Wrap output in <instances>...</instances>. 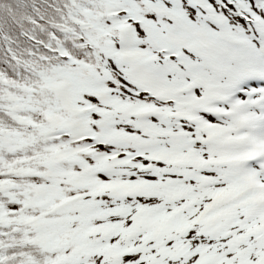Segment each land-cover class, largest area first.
<instances>
[{"label":"snow or ice","instance_id":"snow-or-ice-1","mask_svg":"<svg viewBox=\"0 0 264 264\" xmlns=\"http://www.w3.org/2000/svg\"><path fill=\"white\" fill-rule=\"evenodd\" d=\"M0 264H264V0H0Z\"/></svg>","mask_w":264,"mask_h":264}]
</instances>
